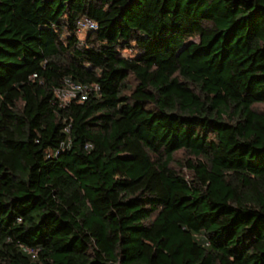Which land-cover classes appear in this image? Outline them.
I'll use <instances>...</instances> for the list:
<instances>
[{
    "label": "trees",
    "instance_id": "16d2710c",
    "mask_svg": "<svg viewBox=\"0 0 264 264\" xmlns=\"http://www.w3.org/2000/svg\"><path fill=\"white\" fill-rule=\"evenodd\" d=\"M0 264H264V0H0Z\"/></svg>",
    "mask_w": 264,
    "mask_h": 264
},
{
    "label": "built area",
    "instance_id": "2783aa9c",
    "mask_svg": "<svg viewBox=\"0 0 264 264\" xmlns=\"http://www.w3.org/2000/svg\"><path fill=\"white\" fill-rule=\"evenodd\" d=\"M96 29V23L88 17H82L77 21V32L82 33L88 30ZM35 76V74L33 75ZM96 89V86H93ZM88 87L79 84H69L63 89H57L55 91L56 97L59 99L61 104H66L70 99L75 98L77 93L81 100L86 99Z\"/></svg>",
    "mask_w": 264,
    "mask_h": 264
},
{
    "label": "rangeland",
    "instance_id": "374dc122",
    "mask_svg": "<svg viewBox=\"0 0 264 264\" xmlns=\"http://www.w3.org/2000/svg\"><path fill=\"white\" fill-rule=\"evenodd\" d=\"M78 35H79V37L82 38L85 35V32L79 33ZM197 39H198L197 36H195V37L190 38L188 41H197ZM131 53H132V51H130V50H124L123 51V55H125V56H128ZM180 157H182V154L181 153H179L177 155V158H180Z\"/></svg>",
    "mask_w": 264,
    "mask_h": 264
}]
</instances>
